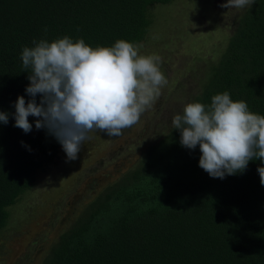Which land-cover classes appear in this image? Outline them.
Returning a JSON list of instances; mask_svg holds the SVG:
<instances>
[{
	"label": "trees",
	"instance_id": "obj_1",
	"mask_svg": "<svg viewBox=\"0 0 264 264\" xmlns=\"http://www.w3.org/2000/svg\"><path fill=\"white\" fill-rule=\"evenodd\" d=\"M171 1L0 0V112L9 114L7 125L0 123V235L8 207L34 188L60 145L35 128V117H28L29 133L13 126L17 97L29 99L31 69L23 67L22 49L64 36L93 48L121 39L139 45L150 32L152 9ZM236 19L223 56L188 103L207 107L228 92L264 116V0ZM200 155L198 146H181L179 130L166 127L41 264H264V186L257 172L264 164L250 161L242 174L221 180L198 166Z\"/></svg>",
	"mask_w": 264,
	"mask_h": 264
},
{
	"label": "clouds",
	"instance_id": "obj_2",
	"mask_svg": "<svg viewBox=\"0 0 264 264\" xmlns=\"http://www.w3.org/2000/svg\"><path fill=\"white\" fill-rule=\"evenodd\" d=\"M253 4L255 0H227L221 7ZM33 44L20 57L23 67L31 69L25 88L29 99L17 97L13 126L29 133L33 125L28 117L37 118L35 128L53 136L69 161L77 159L88 133L118 137L138 123L167 84L161 57L141 55L142 45L122 39L94 48L69 36ZM8 115L0 112V123L7 125ZM171 123L180 132L182 147H199L198 166L212 178L242 174L253 160L264 164V116L250 112L243 100L233 101L228 92L214 95L207 107L186 104ZM257 172L264 186V167Z\"/></svg>",
	"mask_w": 264,
	"mask_h": 264
},
{
	"label": "rangeland",
	"instance_id": "obj_3",
	"mask_svg": "<svg viewBox=\"0 0 264 264\" xmlns=\"http://www.w3.org/2000/svg\"><path fill=\"white\" fill-rule=\"evenodd\" d=\"M226 2L172 0L152 9L150 32L139 44V54L161 57L167 84L160 96L122 135L88 133L76 160H67L59 145L58 157L38 173L34 188L7 209L0 264H41L70 224L87 215L102 190L133 170L145 147L172 126L174 115L200 92L220 61L236 18L248 8L221 7Z\"/></svg>",
	"mask_w": 264,
	"mask_h": 264
}]
</instances>
